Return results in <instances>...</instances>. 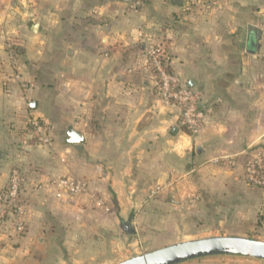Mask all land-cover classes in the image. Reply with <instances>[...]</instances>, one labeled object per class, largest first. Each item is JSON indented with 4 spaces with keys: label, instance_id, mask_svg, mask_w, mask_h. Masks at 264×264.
Here are the masks:
<instances>
[{
    "label": "crops",
    "instance_id": "1",
    "mask_svg": "<svg viewBox=\"0 0 264 264\" xmlns=\"http://www.w3.org/2000/svg\"><path fill=\"white\" fill-rule=\"evenodd\" d=\"M140 1L137 13L127 0L2 1L0 190L13 168L28 183L74 176L89 189L58 201L53 189L31 193L26 186V231L3 230L0 264H79L90 237L155 218L146 197H177L174 178L195 164L193 153L204 160L190 182L193 192H239L237 175L202 165L264 145L262 1ZM7 43L16 51L12 59ZM149 44L166 47L173 72L202 92L205 119L193 139L179 126L178 110L157 96L144 67ZM33 119L49 125L51 148L21 145ZM70 130L84 143L68 145ZM181 134L188 147L178 154L171 145ZM228 178L236 188L217 192L216 180Z\"/></svg>",
    "mask_w": 264,
    "mask_h": 264
},
{
    "label": "rangeland",
    "instance_id": "2",
    "mask_svg": "<svg viewBox=\"0 0 264 264\" xmlns=\"http://www.w3.org/2000/svg\"><path fill=\"white\" fill-rule=\"evenodd\" d=\"M2 1L9 4L18 2L0 0V10L5 6ZM261 1L264 9V0ZM260 63L263 67L264 49ZM228 155L232 157L234 165L223 162L212 166H221L223 172L237 175L241 188H238L237 194L233 192V197H211V193L191 190L190 182L198 174L197 171L202 168L200 165L204 161L197 160L193 153L191 157L195 164H190L191 168L186 173L177 171V177L174 178L177 185L173 189L177 190V197H146L144 206L155 218L147 223V219L140 220L141 226L129 223L127 227L131 229V233L124 232L121 227L116 230L115 235L98 234L90 237V242L86 243L83 254L76 261L79 264H119L132 257L176 243L210 237L237 236L264 241V184L252 183L247 171V165L253 157H259L261 173L258 176L259 179L264 178V145L259 147L258 144H253L242 155ZM210 161L202 166L211 165ZM232 182V178L216 180L217 187L214 189L220 192V189L225 188L224 190L230 193L236 188V183L233 185ZM183 191L184 195L179 196ZM105 237L107 240H104ZM235 261H243V264H264L260 260L236 256H212L181 264H240Z\"/></svg>",
    "mask_w": 264,
    "mask_h": 264
},
{
    "label": "built area",
    "instance_id": "3",
    "mask_svg": "<svg viewBox=\"0 0 264 264\" xmlns=\"http://www.w3.org/2000/svg\"><path fill=\"white\" fill-rule=\"evenodd\" d=\"M191 2L192 0H187ZM129 10L137 13L141 6L140 0H127ZM187 8L186 10H188ZM12 43H7L6 51L10 59L13 58ZM145 69L151 72L156 81V93L159 100L178 110L179 126L183 132L191 139L198 136L203 128L205 110L202 108V92L191 88L175 74L171 66V57L163 45L149 44L145 48ZM50 127L44 121L33 119L28 123V127L22 135V146H26L28 141L43 147H52V137ZM62 162L64 160H61ZM234 165L230 156H219L211 159L210 163L217 165L220 163ZM261 170V159L253 157L247 165L249 179L254 184H264V178L259 179ZM28 179L19 168L10 171L7 185L0 190V236L3 230L10 227L16 234H23L26 231L27 205L22 196V190L28 186L31 193L41 190L53 189L54 198L58 201L71 199L88 193V182L74 176H60L47 178L46 180L33 181L28 183ZM99 208L109 212L101 200L95 199Z\"/></svg>",
    "mask_w": 264,
    "mask_h": 264
},
{
    "label": "water",
    "instance_id": "4",
    "mask_svg": "<svg viewBox=\"0 0 264 264\" xmlns=\"http://www.w3.org/2000/svg\"><path fill=\"white\" fill-rule=\"evenodd\" d=\"M66 142L68 145H81L84 139L79 133L70 130ZM123 228L127 233L132 232L127 224ZM212 256L245 257L264 262V241L237 236L210 237L176 243L119 264H181Z\"/></svg>",
    "mask_w": 264,
    "mask_h": 264
},
{
    "label": "clouds",
    "instance_id": "5",
    "mask_svg": "<svg viewBox=\"0 0 264 264\" xmlns=\"http://www.w3.org/2000/svg\"><path fill=\"white\" fill-rule=\"evenodd\" d=\"M188 147V140L184 135H180L176 142L171 145V150L182 154L184 149Z\"/></svg>",
    "mask_w": 264,
    "mask_h": 264
},
{
    "label": "trees",
    "instance_id": "6",
    "mask_svg": "<svg viewBox=\"0 0 264 264\" xmlns=\"http://www.w3.org/2000/svg\"><path fill=\"white\" fill-rule=\"evenodd\" d=\"M12 51H13V53H16V51H15V49L12 47Z\"/></svg>",
    "mask_w": 264,
    "mask_h": 264
}]
</instances>
